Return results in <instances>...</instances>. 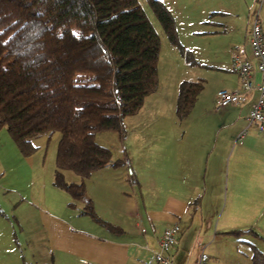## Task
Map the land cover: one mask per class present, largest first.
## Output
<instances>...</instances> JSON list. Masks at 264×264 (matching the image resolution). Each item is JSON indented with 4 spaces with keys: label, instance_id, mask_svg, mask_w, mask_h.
<instances>
[{
    "label": "crops",
    "instance_id": "1",
    "mask_svg": "<svg viewBox=\"0 0 264 264\" xmlns=\"http://www.w3.org/2000/svg\"><path fill=\"white\" fill-rule=\"evenodd\" d=\"M160 1L177 22L176 27L190 38L218 42L220 36L226 37L224 57L216 55L211 62L199 63L210 74L202 76L203 88L182 119L175 114L172 88L165 92L164 85L165 95L157 86L145 96L135 113V147H117L112 153V159H121L123 164H107L85 178L62 170L66 182L83 183L85 199H74L52 182L55 148L50 151L53 159L46 161L50 157L47 147L49 142L57 144V132L33 139L36 149L23 160L29 175L20 173L23 197L8 199L14 209H20V228L32 231L31 219L38 221L34 236L27 239L39 252L37 264H153L157 240L173 223L179 225L170 249L173 264H196L202 248L209 256L208 264H252L249 253L239 249V238L226 232L252 228L264 237V217L255 222L264 216V201L255 209L250 202L252 193L260 190L259 186L264 188V131L246 120L256 93L243 104L218 110L214 109V95L218 89L238 85L232 47L248 52L246 40L256 11L264 32V0ZM254 78L258 80V73ZM161 103L164 110L157 112ZM12 149L13 154L19 153L18 148ZM9 169L16 176L14 167ZM6 171L0 158V180ZM219 186H225L228 205L218 217ZM86 199L97 217L114 228L83 213ZM7 203L0 201V208ZM210 204L211 214L207 213ZM243 237L264 253L259 238L244 234V241Z\"/></svg>",
    "mask_w": 264,
    "mask_h": 264
},
{
    "label": "trees",
    "instance_id": "2",
    "mask_svg": "<svg viewBox=\"0 0 264 264\" xmlns=\"http://www.w3.org/2000/svg\"><path fill=\"white\" fill-rule=\"evenodd\" d=\"M144 1L169 42L193 61L165 5ZM159 50V34L139 0H0V128L23 156L35 151L33 139L58 132L52 182L74 199H85L83 183L66 182L62 170L85 178L107 164H123L95 135L120 132L122 119L155 91ZM202 88V81L179 84V119ZM83 213L114 228L97 217L88 199ZM226 234H248L264 243L252 228ZM246 244L252 264H264V253Z\"/></svg>",
    "mask_w": 264,
    "mask_h": 264
},
{
    "label": "rangeland",
    "instance_id": "3",
    "mask_svg": "<svg viewBox=\"0 0 264 264\" xmlns=\"http://www.w3.org/2000/svg\"><path fill=\"white\" fill-rule=\"evenodd\" d=\"M139 2L145 9L149 20L152 22L153 26L155 27L160 37V50L157 61V70H158L157 86L160 87V90L165 95H167L165 92H167L169 89L171 90L172 88L174 95L177 98L178 87L182 81L188 80V81H202V83L204 82L203 80L204 78L202 76L204 75L205 77H207V75L210 73L208 71H205V69H203L202 67H200L199 63H201V61L211 62L215 58H217L216 55H219L220 58H222L223 52L226 49L227 41L224 40V38L226 37L220 36L221 38L218 42L217 41L198 42L197 39L195 40L193 38H190V36L185 32H183V30L180 31V26L178 27L177 25L176 27V23H177L176 22L175 27H176L178 42H180L181 46L183 45L182 47H184L185 50L187 49L188 51L189 49L188 52L191 54L193 59V61H189L178 46L171 44L169 42L160 23L153 14L152 10L147 5L146 1L139 0ZM178 19L179 16H177L176 20L178 21ZM188 45H192L190 46L192 48H188L187 47ZM196 45H200V47H197ZM227 49L231 51V49L228 46ZM163 87L165 92L162 90ZM200 94L202 96L203 92H201ZM164 107L165 105L161 103L160 106L157 107V112L164 110ZM188 119L191 120V117H188ZM95 139H96L95 141H97L98 143L109 147L112 150L113 155L117 152V147L118 148L121 147L122 150H126V147H128L129 149L135 147V113L132 115L125 116L122 119L120 132L117 131L97 132L95 135ZM55 144L56 143L49 142V145L47 147L48 148L47 152H49L48 156L50 155V157L46 158V161L49 159L50 160L53 159L54 156L53 154L52 155L50 154V151L51 149L55 148V153H56V146L52 148V146H54ZM12 148H14V150H17L15 142L8 134L6 128L1 127L0 128V158L2 159L3 164L7 167V171L5 176H3L2 179L0 180V201L2 202V204H5L7 200L10 204L7 203L6 207H4L1 204V208H0V227H4L3 230L0 229L2 231V233H0V264H37L36 260H39V252L37 249L34 250L35 248L32 247L34 244L33 243L29 244L27 242V239L28 237L30 238V236L33 234L36 225H38V221L36 217H33L31 219L30 227L32 225V231L30 230V228H26V227L20 228L19 217H18L20 209H14V207L11 206V202L8 199L9 197H16L17 199L18 197L20 198L23 197V194L19 188L20 187L19 185L21 184V182L19 181L21 177L20 173L22 172V175L24 177H28L29 175L27 171L24 170L25 161L23 160L25 159L26 156L20 155L21 154L20 152H19L20 154L19 153L15 154V151L13 154ZM43 153H44V149L39 154L42 156ZM9 166L14 167L16 176H13L12 172L9 169ZM259 187L260 190H258L256 193H252L254 197L253 200H251L250 202L251 203L253 202V209L256 208L257 203H261L264 201L263 199L264 188L262 186ZM219 188L221 187L219 186ZM224 190H225V186H222L220 190L218 217L220 216V214H222V210L224 208L226 209L228 205L227 199L225 198ZM22 201L23 200H20L19 204L22 203ZM8 207H10V209H7ZM212 212H213V207L211 205L210 210L207 211V213L211 214ZM253 217L254 216H252V218ZM263 217L264 216L257 217L255 222L262 220ZM238 238H239L238 241L239 248L244 249L247 252L249 250V247L247 246L246 243L251 240L249 239L246 240L243 237V239H245L244 241L242 240V236ZM31 247L33 248V250L30 249Z\"/></svg>",
    "mask_w": 264,
    "mask_h": 264
},
{
    "label": "built area",
    "instance_id": "4",
    "mask_svg": "<svg viewBox=\"0 0 264 264\" xmlns=\"http://www.w3.org/2000/svg\"><path fill=\"white\" fill-rule=\"evenodd\" d=\"M246 44L249 47L247 53L240 46L232 47V68L239 82L232 89L221 88L215 92L214 109L243 104L255 92L246 120L248 125H255L259 131H264V32L258 11L251 18ZM255 73L259 75L258 80L254 78ZM178 233L177 223L163 229L157 240L158 250L154 252L153 264H173L170 249L175 244ZM208 259L207 252L202 248L196 264H208Z\"/></svg>",
    "mask_w": 264,
    "mask_h": 264
}]
</instances>
